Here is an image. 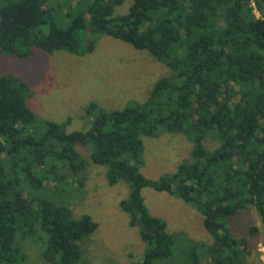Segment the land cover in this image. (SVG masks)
<instances>
[{
	"label": "trees",
	"instance_id": "1",
	"mask_svg": "<svg viewBox=\"0 0 264 264\" xmlns=\"http://www.w3.org/2000/svg\"><path fill=\"white\" fill-rule=\"evenodd\" d=\"M122 3L0 5V54L25 59L40 50L82 57L106 35L148 52L172 71L142 103L111 111L90 103L88 129L71 133L69 120L42 122L33 112L24 80L0 75V264L23 261L31 242L40 245L49 264H83L81 243L97 224L88 215L75 218L69 206L30 194L48 180L60 186L78 177L82 185L86 161L77 145L105 169L108 185L129 188L119 206L129 227L138 230L139 264H263L258 254L250 262L248 240L233 237L228 220L255 209L264 247V0H132L126 14L114 15ZM160 130L185 135L191 157L173 173L150 180L140 171L143 138ZM209 141L217 146L210 149ZM147 187L194 207L211 244L175 252L176 236L144 203ZM257 232L249 228V234Z\"/></svg>",
	"mask_w": 264,
	"mask_h": 264
},
{
	"label": "rangeland",
	"instance_id": "2",
	"mask_svg": "<svg viewBox=\"0 0 264 264\" xmlns=\"http://www.w3.org/2000/svg\"><path fill=\"white\" fill-rule=\"evenodd\" d=\"M8 1L15 0H0V5ZM72 1L74 4L78 0ZM131 1L123 0L113 14H126ZM51 2L55 5L59 0ZM59 17L56 16V25L62 27L64 23ZM5 73L16 75L29 85L32 96L27 104L42 122L69 120L67 133L88 129L92 119L85 118V111L90 103L108 111L142 103L159 80L172 75L167 66L148 52L135 50L106 35L98 36L94 51L82 57L62 51L47 54L40 50H34L25 59L0 54V75ZM143 146L144 163L140 171L150 180L173 173L191 157L192 144L183 134L160 130L154 137L143 138ZM207 146L213 149L217 144L209 141ZM75 150L86 161L80 175L81 186L75 181L78 177L60 186L48 180L44 182L45 187L30 194L56 205L69 206L75 218L88 215L97 224L94 234L81 243L83 264H139L143 245L138 230L129 227V217L119 206L128 198L129 188L123 183L108 185L105 169L89 161V151L79 145ZM142 197L150 214L165 221L167 232L176 236L175 244L181 249L175 247V252L184 253L194 244H211L203 218L194 207L148 187L142 190ZM228 226L233 237L248 240L253 251L250 262L258 254L264 264L263 234L255 209L246 208L230 218ZM253 226L258 232L251 235L249 228ZM25 247V259L14 264H49L43 258L40 245L31 242Z\"/></svg>",
	"mask_w": 264,
	"mask_h": 264
},
{
	"label": "built area",
	"instance_id": "3",
	"mask_svg": "<svg viewBox=\"0 0 264 264\" xmlns=\"http://www.w3.org/2000/svg\"><path fill=\"white\" fill-rule=\"evenodd\" d=\"M252 6H253V13H254V15H255L257 18H259L260 14H259L258 11L254 8V5H252Z\"/></svg>",
	"mask_w": 264,
	"mask_h": 264
}]
</instances>
